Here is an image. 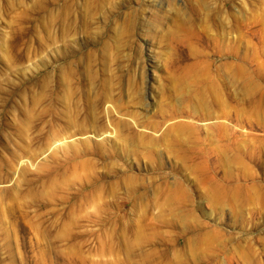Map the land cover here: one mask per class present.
Here are the masks:
<instances>
[{
  "label": "rangeland",
  "instance_id": "obj_1",
  "mask_svg": "<svg viewBox=\"0 0 264 264\" xmlns=\"http://www.w3.org/2000/svg\"><path fill=\"white\" fill-rule=\"evenodd\" d=\"M0 264H264V0H0Z\"/></svg>",
  "mask_w": 264,
  "mask_h": 264
},
{
  "label": "bare ground",
  "instance_id": "obj_2",
  "mask_svg": "<svg viewBox=\"0 0 264 264\" xmlns=\"http://www.w3.org/2000/svg\"><path fill=\"white\" fill-rule=\"evenodd\" d=\"M196 67H186V68H184L183 69V72H182V74H181V76H179L177 79L181 82V83H185L186 81H187V79H189V78H191V74L193 73V71H194V69H195ZM223 102V100H221L220 98H219V102L218 103H222ZM209 117V116H208ZM94 119V118H93ZM113 126V125H112ZM118 127L120 128V126L118 125ZM174 128V130H176L177 132H179V133H181V135H180V137L178 138V139H176L175 141H174V143H173V153L175 154V151H176V148L178 147V148H180L181 150H183V151H185V149H184V145H182L181 144V141H182V139H183V136H184V134L186 135V138H185V145L186 146H189V148H188V153H190V151H191V149L194 147V145H196V142L195 141H191L192 139L194 140V136L196 135L195 134V132H194V130L190 127V126H187V123H182V124H178V125H176V126H174L173 127ZM115 129V132H113V133H116V137L114 138V139H116V140H118V138L120 137V134H119V131H118V129L115 127L114 128ZM113 133H110V131H108V132H105V133H102V135H100V134H95V137H97V138H100V137H104L105 136V134H113ZM115 135V134H114ZM114 135H111L112 137L114 136ZM111 136H107L108 137V140H110V139H112L111 138ZM106 138V137H105ZM110 138V139H109ZM70 139H71V137H70ZM64 140H66V138L64 139ZM106 140V139H105ZM108 140H106L105 141V143L108 141ZM65 142H67V140L65 141ZM65 142H61L62 144H60V145H57V147H56V149H61V148H67V147H69L68 146V143L66 144ZM102 142H104V141H102ZM73 149H81L82 150V148L84 147L85 149H87V148H90L91 146H92V142L90 141V139L89 138H87V139H85V140H82L81 142H74L73 141ZM150 145H152V144H155V140H153V139H151L150 140V138H149V142H148ZM71 145H72V143H71ZM99 147H100V150H101V148H104L102 145L100 146L99 145ZM196 148H198V147H196ZM68 149V148H67ZM172 149V148H171ZM80 150V152H82ZM152 150V149H151ZM197 150V149H196ZM55 151V150H54ZM182 151V152H183ZM186 152V151H185ZM78 156H80V155H78ZM179 158H181L183 161H187L188 160V158L185 156V155H180L179 156ZM180 160V159H179ZM47 161V160H46ZM188 164V163H187ZM194 164V163H193ZM194 166V173L197 175V174H202L203 173V168H201L202 166L200 165V164H198V163H196V165H193ZM44 168L45 167V165L44 164H37V166H36V169H40V170H42V168ZM49 167V166H48ZM188 168L190 167V166H187ZM186 168V167H185ZM47 170H49L48 168H47ZM45 171V170H44ZM41 172V171H40ZM46 172V171H45ZM49 172V171H48ZM207 174V173H206ZM197 178H198V176H196ZM200 177V176H199ZM129 178V177H128ZM207 178H208V176H207ZM198 179H200V178H198ZM201 179H203V178H201ZM182 186V185H181ZM181 186H179V188L181 187ZM220 187V186H219ZM239 186H237V188H238ZM236 188V187H235ZM183 189V188H182ZM182 189H179V191L177 192V193H175V195L174 194H172L171 195V199H172V201H179L180 200V198H179V194L178 193H181L183 190ZM232 190V189H231ZM222 191V190H221ZM223 191L226 193V194H233V192H230V189H223ZM235 194H237V193H234V195ZM181 198H183V197H181Z\"/></svg>",
  "mask_w": 264,
  "mask_h": 264
}]
</instances>
